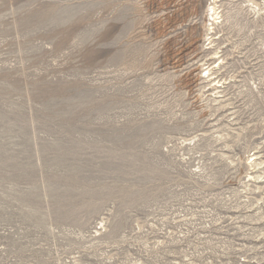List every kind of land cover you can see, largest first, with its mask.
Instances as JSON below:
<instances>
[{"label": "rangeland", "instance_id": "1", "mask_svg": "<svg viewBox=\"0 0 264 264\" xmlns=\"http://www.w3.org/2000/svg\"><path fill=\"white\" fill-rule=\"evenodd\" d=\"M0 264H264V0H0Z\"/></svg>", "mask_w": 264, "mask_h": 264}, {"label": "bare ground", "instance_id": "2", "mask_svg": "<svg viewBox=\"0 0 264 264\" xmlns=\"http://www.w3.org/2000/svg\"><path fill=\"white\" fill-rule=\"evenodd\" d=\"M212 8H214V7H212ZM215 21V20H214Z\"/></svg>", "mask_w": 264, "mask_h": 264}]
</instances>
